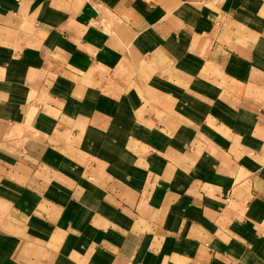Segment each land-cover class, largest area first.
Listing matches in <instances>:
<instances>
[{
	"label": "crops",
	"instance_id": "crops-1",
	"mask_svg": "<svg viewBox=\"0 0 264 264\" xmlns=\"http://www.w3.org/2000/svg\"><path fill=\"white\" fill-rule=\"evenodd\" d=\"M0 264H264V0H0Z\"/></svg>",
	"mask_w": 264,
	"mask_h": 264
}]
</instances>
